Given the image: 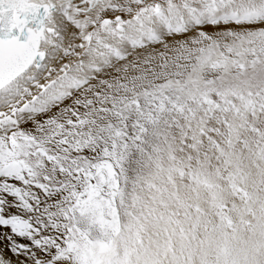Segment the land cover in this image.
I'll use <instances>...</instances> for the list:
<instances>
[{"label":"snow or ice","instance_id":"snow-or-ice-1","mask_svg":"<svg viewBox=\"0 0 264 264\" xmlns=\"http://www.w3.org/2000/svg\"><path fill=\"white\" fill-rule=\"evenodd\" d=\"M216 2L0 0V264H127L112 189L163 104L113 95L114 61L160 42L154 22L187 31L185 15L200 36L264 35V0Z\"/></svg>","mask_w":264,"mask_h":264},{"label":"rangeland","instance_id":"rangeland-1","mask_svg":"<svg viewBox=\"0 0 264 264\" xmlns=\"http://www.w3.org/2000/svg\"><path fill=\"white\" fill-rule=\"evenodd\" d=\"M158 2L165 4L164 0ZM205 3L212 7L211 0H201ZM241 4H253V0H223V6L217 0L216 8L219 12L230 5L235 10ZM202 40L196 44V50L200 44L202 47L184 77L152 82L131 95L142 98L147 93L149 99L155 97L157 107H163L117 169L116 189H121L122 195L130 190L138 193L132 203L126 201V194L117 196L119 231L113 242L121 235L120 245L127 243L129 228L136 234L131 238L139 244V231L154 224L161 212L180 218L186 201L176 204L170 192L190 186L193 176L207 177L217 189L226 188L227 197L233 199L228 192L231 176L241 174L243 184L236 194L264 210V36L231 44ZM196 60L201 61L199 65ZM146 162L162 175V179L157 177L156 181L161 180L157 185L145 179ZM188 207L200 211L193 203ZM115 251L118 255L117 247Z\"/></svg>","mask_w":264,"mask_h":264},{"label":"bare ground","instance_id":"bare-ground-1","mask_svg":"<svg viewBox=\"0 0 264 264\" xmlns=\"http://www.w3.org/2000/svg\"><path fill=\"white\" fill-rule=\"evenodd\" d=\"M173 2L179 3L180 0ZM259 3L260 0H253V4ZM184 19L187 31L178 35L165 32L159 22H154L153 27L163 37L160 42L146 43L142 49L127 48L126 59L114 61L115 65L120 66V70L113 75H118L126 87L114 88L113 95L130 97L139 91V88L152 82L184 77L188 64L193 62V56L196 57L199 47H202L200 44L196 50L197 43L203 38L230 43L258 41L264 36L241 30H234L231 34L219 32L209 33L207 37L200 36L197 35L195 27L187 22L186 15ZM217 45L220 43L216 44V47ZM200 62L197 61V64ZM160 139L155 140V143L158 144ZM146 163L148 165L144 168L145 179L155 184L161 181L156 180L157 177L162 179V175H157L156 168L154 169L151 163ZM240 175L236 173L231 176L228 192L233 199L227 197L226 188L217 189L212 180L201 175L193 176L190 186L179 187L177 192L171 191V197L176 199V204H180L181 200L186 201L181 217L176 218L161 212L154 224L148 225L144 231L137 232L140 236L139 244L138 239L131 238L136 234L129 232L130 228L129 231L127 229L129 239L126 244L120 245L122 243L118 242L121 235L115 238L114 245L119 253L117 259L126 258L127 264H258L260 260L264 261V210L253 207L248 200L238 197L240 195H237V189L243 184ZM147 190L148 196L151 195L150 189ZM112 191L115 192V197L111 204L118 217L116 199L123 191L116 187ZM137 194L136 191L130 190L123 195L127 202L132 203ZM191 203L198 206L200 211L189 210L188 205ZM262 203L264 206V200ZM228 222H231L230 225Z\"/></svg>","mask_w":264,"mask_h":264},{"label":"water","instance_id":"water-1","mask_svg":"<svg viewBox=\"0 0 264 264\" xmlns=\"http://www.w3.org/2000/svg\"><path fill=\"white\" fill-rule=\"evenodd\" d=\"M116 215V214H115Z\"/></svg>","mask_w":264,"mask_h":264}]
</instances>
